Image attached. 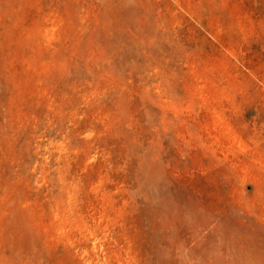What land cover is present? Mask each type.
<instances>
[{
	"label": "rangeland",
	"instance_id": "374dc122",
	"mask_svg": "<svg viewBox=\"0 0 264 264\" xmlns=\"http://www.w3.org/2000/svg\"><path fill=\"white\" fill-rule=\"evenodd\" d=\"M0 264H264V0H0Z\"/></svg>",
	"mask_w": 264,
	"mask_h": 264
}]
</instances>
